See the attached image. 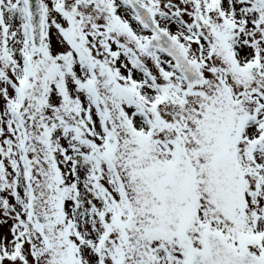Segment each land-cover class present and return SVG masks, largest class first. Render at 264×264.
Listing matches in <instances>:
<instances>
[{
    "label": "snow or ice",
    "instance_id": "6c2138e0",
    "mask_svg": "<svg viewBox=\"0 0 264 264\" xmlns=\"http://www.w3.org/2000/svg\"><path fill=\"white\" fill-rule=\"evenodd\" d=\"M0 264H264V0H0Z\"/></svg>",
    "mask_w": 264,
    "mask_h": 264
}]
</instances>
